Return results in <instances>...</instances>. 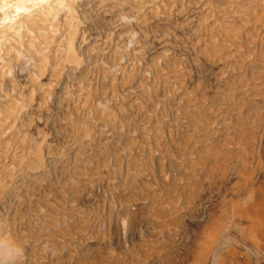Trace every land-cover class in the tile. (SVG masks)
I'll return each mask as SVG.
<instances>
[{
	"label": "rangeland",
	"instance_id": "rangeland-1",
	"mask_svg": "<svg viewBox=\"0 0 264 264\" xmlns=\"http://www.w3.org/2000/svg\"><path fill=\"white\" fill-rule=\"evenodd\" d=\"M0 235L264 264V0H0Z\"/></svg>",
	"mask_w": 264,
	"mask_h": 264
},
{
	"label": "clouds",
	"instance_id": "clouds-1",
	"mask_svg": "<svg viewBox=\"0 0 264 264\" xmlns=\"http://www.w3.org/2000/svg\"><path fill=\"white\" fill-rule=\"evenodd\" d=\"M22 248L9 237L0 235V264H15Z\"/></svg>",
	"mask_w": 264,
	"mask_h": 264
}]
</instances>
